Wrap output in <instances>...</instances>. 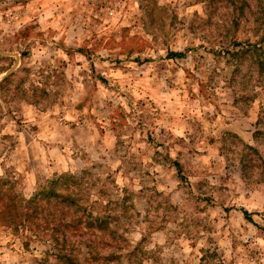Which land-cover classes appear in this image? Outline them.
I'll return each instance as SVG.
<instances>
[{
  "label": "rangeland",
  "instance_id": "1",
  "mask_svg": "<svg viewBox=\"0 0 264 264\" xmlns=\"http://www.w3.org/2000/svg\"><path fill=\"white\" fill-rule=\"evenodd\" d=\"M261 39L264 0H0V264H264Z\"/></svg>",
  "mask_w": 264,
  "mask_h": 264
},
{
  "label": "trees",
  "instance_id": "2",
  "mask_svg": "<svg viewBox=\"0 0 264 264\" xmlns=\"http://www.w3.org/2000/svg\"><path fill=\"white\" fill-rule=\"evenodd\" d=\"M249 48H250V50L252 51V52H258L259 51V53L260 54H262L263 55V57H264V39H261L260 41H258L256 44H249ZM256 54V53H255ZM253 57H255V55H254V53H253V55H252ZM258 56V55H257ZM259 57V56H258ZM259 59H261V57H259ZM61 189H66L67 190V188H66V186H61L60 187V190ZM50 193H52V192H50ZM53 195V194H52ZM54 195H59V196H61L62 198H63V195L65 196L66 194H61L60 192H56V193H54Z\"/></svg>",
  "mask_w": 264,
  "mask_h": 264
}]
</instances>
